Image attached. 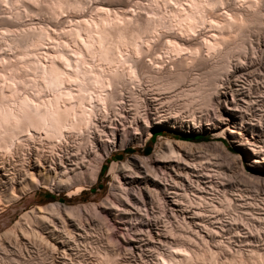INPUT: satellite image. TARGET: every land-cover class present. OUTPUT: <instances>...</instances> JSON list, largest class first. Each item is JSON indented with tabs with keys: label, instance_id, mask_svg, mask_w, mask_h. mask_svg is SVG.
I'll return each instance as SVG.
<instances>
[{
	"label": "bare ground",
	"instance_id": "obj_1",
	"mask_svg": "<svg viewBox=\"0 0 264 264\" xmlns=\"http://www.w3.org/2000/svg\"><path fill=\"white\" fill-rule=\"evenodd\" d=\"M45 2L0 0L11 14L0 17V205L39 185L78 195L104 163L122 196L26 210L0 235V250L54 264L89 211L100 226L96 264H264V0H146L144 13L129 0L87 11ZM40 11L58 23L25 27L23 14ZM163 96L194 106L191 119L173 121L180 127L200 128L204 110L213 137L245 150L246 165L222 142L170 139L150 155L107 162L167 123L155 118ZM125 218L133 238L110 223Z\"/></svg>",
	"mask_w": 264,
	"mask_h": 264
},
{
	"label": "rangeland",
	"instance_id": "obj_2",
	"mask_svg": "<svg viewBox=\"0 0 264 264\" xmlns=\"http://www.w3.org/2000/svg\"><path fill=\"white\" fill-rule=\"evenodd\" d=\"M45 1L46 0H37V3L39 4V6H41V5L44 6V3H46ZM72 1H76V2L78 1L79 4L81 5V8L84 11H87L90 9V7L92 5H94L95 3H97L101 0H72ZM129 1H131V6L134 5L133 7H131V10H133V8H135L136 13H144L145 12V10H143L142 8H146V5H147L146 0H129ZM40 12L41 13L37 12V13H33V14L24 13L22 16V20L24 21L23 23H25V24L27 23L26 25L24 24V26L25 27L34 26V24H37L39 22L40 23H43V22L44 23H47V22L51 23L54 21L56 24L58 23V20L60 17H58L57 20H53L52 17L48 13H45V11H40ZM1 15L2 16H6V15L11 16L9 7L4 9V11H2V9H0V17H1ZM63 16H66V13H64ZM204 28L205 27H201V30H203ZM58 31H61L60 27H58ZM1 51H4V50H1ZM13 52L10 50H8V51L6 50L4 52V56L6 57L5 59L6 60L9 59V61H16V60L21 61V59L20 60L16 59L17 56ZM182 100H183L182 98H178L176 100V97H173V98L171 97V98L166 99V97L163 96L162 99L159 101L158 105L156 106L159 108L158 114H156V115H158V116L160 115L161 117L156 116L155 118H160V119L164 118V119H167L168 121L165 120V121H167V123L152 125V128L154 129V131L160 130L162 132V135L156 137L152 143L149 140H147L146 143H135V142H133V143L126 145V147L124 149L130 148L131 152H125L124 149H121V150L117 149V151H113L112 155L110 157H108L107 162H110L113 160H115V161L129 160L134 155L147 156V155H150L152 153V151L150 153H145L143 151V149L146 145H151V147L153 149V146L155 143H159V142L165 141L167 139L179 140L178 137L186 135V134H198V135H202L204 137H208L207 140L188 141V142H192L195 144H206V143H210L212 141H219V142L224 141L222 143L228 148L229 154H231L232 156L242 155L243 163H244V165H246L247 159H246V151L245 150L241 149L240 147L233 145L231 143V141L226 139V138L213 137V134L215 132L214 125L211 127H210V125H208V126L204 125L205 123H208V120H207L208 117H206V115H205L206 112L204 110L203 111L200 110V111H198V113H196L197 114V120L200 119L201 120L200 122L203 123L200 128L186 129L184 127H180L178 124H176V125L173 124V121L177 120V119L187 120L188 117H189L188 119L192 118L191 115H192L193 110H191V109H194V106L190 105V106H193L192 108L190 106L186 107L183 103L184 100L183 101ZM242 104L244 105V103H242ZM242 104H241V109L244 108V106ZM162 108H164V109L162 110ZM186 111L189 113H187ZM199 114H201L200 118L198 117V116H200ZM162 116H163V118H162ZM209 122H210V120H209ZM257 146H259V145H257ZM208 152H211L213 155L218 154V151H215L212 148H211V150L209 149ZM118 155H120L119 158H118ZM231 163H232V161H230V164ZM106 164H107V168H108V163H106ZM247 169H249L252 172H257V171L261 170L258 167H255V169L254 168H247ZM112 183H113V180H112L111 176L107 174V170H106L102 176H99L97 183L94 184L93 186L90 187L87 184H84L83 188H85V189L82 190L80 192V194H78V195H72V194L68 195L67 190L51 189L47 186L39 185L37 188L32 189V190L28 191L27 193H25L18 201L14 202L12 204H9V205H4V204L0 205V235L3 234L6 230H8L9 228H11L14 225L15 220L19 218L21 213H23L26 210H30L31 208H34L38 205L46 206L50 203L59 202V203L66 204L67 206H84V205L94 206V205H98L99 203L102 204V202L104 203L106 200H109V199L113 200V202H115L114 205H116L117 198L120 199L119 196H122V195H119L121 193L118 190V185L117 184L114 185V183L113 184ZM248 186H250V183L249 184L248 183L247 184L242 183L243 188L248 187ZM111 187L112 188L114 187V188L112 189ZM259 187L261 189L259 194H260V196H262V195H264V183L261 182ZM73 189H74V187L71 188L70 190H73ZM251 189H254V186H252ZM47 193H50V195H52L53 198L47 197V195H46ZM116 193H117V198L115 197ZM110 195H112V196H110ZM107 198H109V199H107ZM113 198H116V199H113ZM107 206L108 205L106 204L105 207L107 208ZM86 215H87L86 217L90 218V220H89L90 224L88 225L89 227L87 226L86 227L87 230L85 229L84 232H81L82 234L80 233L79 236L76 237V243L75 244H77V245L71 244L65 248L66 253L67 254L69 253V255L62 256L61 254L63 251L59 248L58 254L56 253V258H55L54 264H96L95 263L96 262V259H95L96 258V254H95V245L96 244L95 243H97V242L94 241V239H95L94 235H96V233L100 229V226L97 224L98 218L93 212H91V214H90V212L88 211ZM143 218H145V217H143ZM139 219L141 220V218H139ZM139 219L135 220V222L136 223L139 222ZM113 220L114 219H112L110 221V223L111 222L112 223L115 222V224L117 223L116 227H115L117 233L118 232H120V233L125 232V233H128L127 235H129L130 238H131V236L133 238V236L136 232V229H135V225L133 223H132V226H129L130 223L128 221L131 222L130 219L119 220V222H116ZM125 225H127V227L128 226L129 227L125 228ZM126 229H128V230H126ZM132 229H134L135 231ZM131 231H133L134 233ZM120 233H118V235ZM84 236H85V238H84ZM0 238H3V235ZM4 239H6V238H4ZM84 239H86V240H84ZM7 248L9 249V246H7ZM6 256H8V257H6ZM0 264H39V262L36 258L34 259V257H33L30 260V263H25V262H23L22 259L18 258L15 254L11 253L10 251L0 250ZM136 264H141L139 259L136 261Z\"/></svg>",
	"mask_w": 264,
	"mask_h": 264
},
{
	"label": "trees",
	"instance_id": "obj_3",
	"mask_svg": "<svg viewBox=\"0 0 264 264\" xmlns=\"http://www.w3.org/2000/svg\"><path fill=\"white\" fill-rule=\"evenodd\" d=\"M161 135H162V132L160 130H155V131H153L151 137L149 138V141L152 143L153 140H155L156 137L161 136ZM207 138L208 137H204V136L198 135V134H193V135L187 134V135H183V136L178 137V139L182 140V141H201V140H207ZM222 142H224V141H222ZM124 151L125 152H131V149L130 148H126V149H124ZM143 151L145 153H150L152 151L151 145H146L144 147ZM119 156L120 155H118V158H119ZM106 170H107V164L104 163L102 165V167H101V170H100V176H102L105 173ZM247 171H250V170L247 169ZM46 195H47V197L53 198V196L50 195V193H47Z\"/></svg>",
	"mask_w": 264,
	"mask_h": 264
},
{
	"label": "water",
	"instance_id": "obj_4",
	"mask_svg": "<svg viewBox=\"0 0 264 264\" xmlns=\"http://www.w3.org/2000/svg\"><path fill=\"white\" fill-rule=\"evenodd\" d=\"M187 135V134H186ZM191 135H193V134H191Z\"/></svg>",
	"mask_w": 264,
	"mask_h": 264
}]
</instances>
